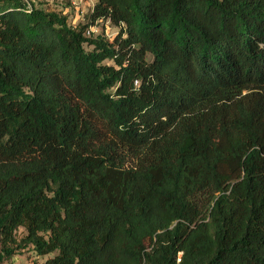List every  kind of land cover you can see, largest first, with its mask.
<instances>
[{"label": "trees", "instance_id": "obj_1", "mask_svg": "<svg viewBox=\"0 0 264 264\" xmlns=\"http://www.w3.org/2000/svg\"><path fill=\"white\" fill-rule=\"evenodd\" d=\"M27 247L264 264V0H0V263Z\"/></svg>", "mask_w": 264, "mask_h": 264}, {"label": "rangeland", "instance_id": "obj_2", "mask_svg": "<svg viewBox=\"0 0 264 264\" xmlns=\"http://www.w3.org/2000/svg\"><path fill=\"white\" fill-rule=\"evenodd\" d=\"M34 4L42 6V8L62 12L69 15V21L72 24L78 22H86V14L92 9L95 0H32ZM94 33L102 32L111 40L117 33V28L112 26L109 22H99L93 27ZM90 50V48H87ZM23 229H19L16 235L17 240L24 236ZM37 256L31 247L15 251L12 257L4 260L0 264H44L45 260L51 257Z\"/></svg>", "mask_w": 264, "mask_h": 264}, {"label": "built area", "instance_id": "obj_3", "mask_svg": "<svg viewBox=\"0 0 264 264\" xmlns=\"http://www.w3.org/2000/svg\"><path fill=\"white\" fill-rule=\"evenodd\" d=\"M25 2H29L30 0H24ZM90 32H94V29L93 28H90L88 31H87V34L90 33Z\"/></svg>", "mask_w": 264, "mask_h": 264}]
</instances>
